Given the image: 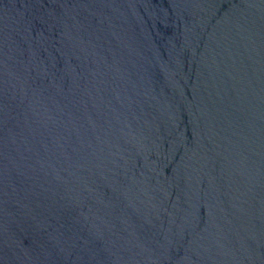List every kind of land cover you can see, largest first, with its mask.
<instances>
[{
    "label": "water",
    "instance_id": "1",
    "mask_svg": "<svg viewBox=\"0 0 264 264\" xmlns=\"http://www.w3.org/2000/svg\"><path fill=\"white\" fill-rule=\"evenodd\" d=\"M134 264H264V0H120Z\"/></svg>",
    "mask_w": 264,
    "mask_h": 264
}]
</instances>
